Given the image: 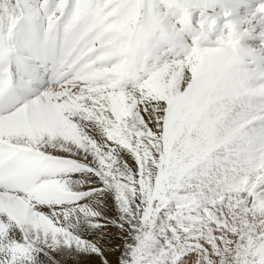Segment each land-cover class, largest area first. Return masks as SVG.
<instances>
[{"label":"snow or ice","instance_id":"obj_1","mask_svg":"<svg viewBox=\"0 0 264 264\" xmlns=\"http://www.w3.org/2000/svg\"><path fill=\"white\" fill-rule=\"evenodd\" d=\"M258 215L264 0H0V264H264Z\"/></svg>","mask_w":264,"mask_h":264},{"label":"bare ground","instance_id":"obj_2","mask_svg":"<svg viewBox=\"0 0 264 264\" xmlns=\"http://www.w3.org/2000/svg\"><path fill=\"white\" fill-rule=\"evenodd\" d=\"M248 39V37H247ZM246 37L241 40V45L242 46H249V47H254L257 46L247 40ZM107 197V199H105ZM97 200L102 201L103 203L98 207V211L101 212L102 215H114L116 212V207H115V202L112 201L110 194L105 193L102 196H98ZM111 232H115V229H109ZM108 251L115 253V249H108ZM110 264H117V255L112 254L109 256Z\"/></svg>","mask_w":264,"mask_h":264},{"label":"rangeland","instance_id":"obj_3","mask_svg":"<svg viewBox=\"0 0 264 264\" xmlns=\"http://www.w3.org/2000/svg\"><path fill=\"white\" fill-rule=\"evenodd\" d=\"M227 195V194H226ZM217 211H219V209H217ZM201 215L203 216V213H201ZM223 215L225 216V217H230V210H229V208L227 207V202H226V204H225V207H224V209H223ZM245 219L247 220V222H248V224H251V223H253V216L251 215V214H248L246 217H245ZM255 220L258 222L257 223V227L259 228V227H264V223H259L260 221H264V217H261V216H256L255 217ZM238 227H240V225L238 224ZM117 264H118V258H117Z\"/></svg>","mask_w":264,"mask_h":264}]
</instances>
